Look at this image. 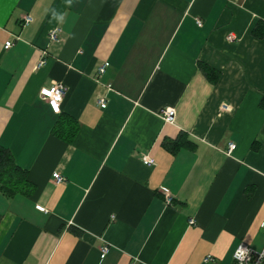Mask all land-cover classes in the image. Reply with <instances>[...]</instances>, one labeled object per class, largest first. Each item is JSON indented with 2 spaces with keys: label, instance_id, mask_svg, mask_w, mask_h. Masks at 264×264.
Instances as JSON below:
<instances>
[{
  "label": "crops",
  "instance_id": "0c3cea01",
  "mask_svg": "<svg viewBox=\"0 0 264 264\" xmlns=\"http://www.w3.org/2000/svg\"><path fill=\"white\" fill-rule=\"evenodd\" d=\"M261 24L264 0H0V147L25 172L24 192L0 193V264H231L240 243L260 251ZM58 83L54 113L39 92ZM62 117L77 123L71 142L54 134Z\"/></svg>",
  "mask_w": 264,
  "mask_h": 264
},
{
  "label": "built area",
  "instance_id": "2783aa9c",
  "mask_svg": "<svg viewBox=\"0 0 264 264\" xmlns=\"http://www.w3.org/2000/svg\"><path fill=\"white\" fill-rule=\"evenodd\" d=\"M31 21L30 17H25L24 19V23L25 24H28L29 22ZM58 29H53L49 35H48V39L50 42H55L57 41V37H58ZM230 39V37H229ZM12 45V42L11 41H8L4 44V49H8L10 48ZM45 61H46V52L43 51L42 52V58L41 60L38 62V64L36 65L37 68L43 66L45 64ZM105 71V65H102L100 66L98 69H97V73L98 75L100 74H103ZM55 88L57 90V92H59V94L61 95L62 99L64 98V95H65V87L61 84V83H58V84H55L49 88H44V89H41L40 92H39V95L40 97L45 100L48 105L50 106V108L52 109V111L54 113H57L53 110V107H52V99L53 97H50L48 95L45 94V92L43 90H48L49 92ZM62 101V100H61ZM61 101L59 102V109H60V104H61ZM98 104L101 108H104L105 107V102L103 99H100L98 100ZM60 111V110H59ZM174 116H175V113H174V110L172 108H167V109H164L162 111V119L164 122L166 123H173L174 122ZM235 148V145L233 144H229L228 145V152H231L233 151ZM142 164L145 165V166H153L154 165V160L148 156H144L143 159H142ZM53 179L55 181V183L57 184H60V183H63L65 181V179L58 175V174H55L53 176ZM164 200V203L165 205H171L172 203V198L170 197V195L166 194L163 198ZM36 209L40 212H45V209L41 206H36ZM190 223H192V221H190ZM108 251V247L107 246H102L101 248V255L102 257L105 256V254L107 253ZM241 253H244L243 256H241L240 254ZM211 260V257H206L205 261H210ZM231 264H264V246L263 248L260 250V251H254L252 250L251 248L248 247L247 244L245 243H240L234 253H233V257H232V263Z\"/></svg>",
  "mask_w": 264,
  "mask_h": 264
},
{
  "label": "trees",
  "instance_id": "16d2710c",
  "mask_svg": "<svg viewBox=\"0 0 264 264\" xmlns=\"http://www.w3.org/2000/svg\"><path fill=\"white\" fill-rule=\"evenodd\" d=\"M262 24L256 25L252 31L255 38L264 39V29ZM209 77L215 73L206 70ZM77 131V123L69 117H62L55 127L54 134L65 142H71ZM25 172L19 169L7 149L0 147V193L13 195L24 192Z\"/></svg>",
  "mask_w": 264,
  "mask_h": 264
},
{
  "label": "clouds",
  "instance_id": "9594fccd",
  "mask_svg": "<svg viewBox=\"0 0 264 264\" xmlns=\"http://www.w3.org/2000/svg\"><path fill=\"white\" fill-rule=\"evenodd\" d=\"M67 4L69 6H71L72 4V0H66ZM64 14L62 13H59L55 10L52 11V19L57 21L58 23H61L64 21ZM53 83H55V81H53ZM45 92L46 95L50 96V97H53L52 99V107H53V110L55 112H59V102L62 100V97L61 95L59 94V92H57V90L55 88H53L50 92L48 90H43ZM241 256L244 255V253H241L240 254Z\"/></svg>",
  "mask_w": 264,
  "mask_h": 264
}]
</instances>
